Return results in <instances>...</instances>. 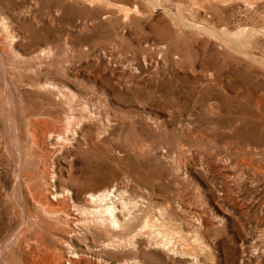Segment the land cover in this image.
I'll use <instances>...</instances> for the list:
<instances>
[{"label":"rangeland","instance_id":"374dc122","mask_svg":"<svg viewBox=\"0 0 264 264\" xmlns=\"http://www.w3.org/2000/svg\"><path fill=\"white\" fill-rule=\"evenodd\" d=\"M0 55V244L29 218L3 264H48L54 249L88 264H264V0H0ZM43 166L72 211L122 187L132 229L80 212L72 235L25 251L43 229Z\"/></svg>","mask_w":264,"mask_h":264},{"label":"bare ground","instance_id":"6f19581e","mask_svg":"<svg viewBox=\"0 0 264 264\" xmlns=\"http://www.w3.org/2000/svg\"><path fill=\"white\" fill-rule=\"evenodd\" d=\"M240 32L237 31L235 34H239ZM9 74L10 71L5 63L4 56L0 55V81L6 91H10L11 86L9 83ZM72 94L70 90H59V94L63 97L66 94ZM10 94H12L10 92ZM68 105V104H67ZM72 108V107H71ZM76 116H70L69 119L75 118ZM86 115L84 113H81L79 115L80 119L85 118ZM68 126H60L59 130L57 132L59 133V137L65 138V133ZM9 136H8V142H9V148L11 152L13 153L15 159L18 163V185H17V191H16V198L18 201V204H20V213L23 215L27 214V211L25 209L26 207V200L23 193L18 190L19 186H22L20 183L22 177L21 175H26L27 178H29L30 181L33 179V174L30 172L25 173V169L23 166V143L22 138L20 135V129H19V121L17 117L13 116L11 119H9ZM51 137V135H49ZM50 150H47L45 155H49ZM44 156L41 154V157ZM46 162V161H45ZM47 166H48V162ZM38 173L41 174L36 179V192H35V198L36 200V206L39 207V210H37V213L34 217H32V220L39 225L40 223H43L41 232L38 233L36 239L33 241L27 240L25 241V251L30 250L32 253L40 254L42 251L41 249H47V237L52 235V233L55 230H58L63 235L70 236L73 234L72 225H80L86 222V220L83 217L82 213H90L92 215H97V217L101 218H110V220L113 223L121 224L124 228H127L129 230L132 229V224L129 220L128 212L125 211L126 209V190H124L122 187L119 186H113V187H104L99 190L92 189L89 193H87L83 198L79 199L78 197L77 202L75 203V209L77 211H72V208L69 204L66 203V200H60V191L58 188L55 187L56 184L51 185L50 182L46 181L44 182V175L47 173V176L49 175V169H47L45 166L42 168H39ZM52 179L51 181L55 182L56 175L53 173L51 175ZM54 199V200H53ZM26 222H29V218L25 219L24 223H21L20 226L15 230L13 233L9 235V237L4 240L0 244V264L5 263L4 254L10 249L12 244H14L15 240L17 241L19 234L21 233L22 229L25 228ZM121 227V226H120ZM143 234V233H142ZM167 233L165 232V236ZM117 237V236H116ZM77 238V237H76ZM128 238V237H127ZM168 241V240H167ZM167 241L165 239H161V242L165 246L168 245ZM14 242V243H13ZM95 242V241H94ZM35 243L38 245L40 243V247H33V244ZM83 245H81L84 249H91L93 251L98 252H107L108 249H110L112 246H109V243H101V244H94L92 247L87 244L86 242H82ZM130 243V239H128L127 242H124L125 245H128ZM63 244V243H62ZM65 246H70L68 243H64ZM169 246V245H168ZM81 253H84L86 250L79 248ZM118 251V249L116 248ZM24 251V250H23ZM72 253V254H71ZM48 256V264H63V261H65V254L61 250L54 249L53 251H49ZM98 255V254H97ZM115 255H118L115 251ZM72 257V258H71ZM80 258V255L77 254V251L75 252H67L66 261L65 264H72V260L74 262V258ZM189 258V260H193L189 255L186 256ZM126 259V258H123ZM75 264H88L87 261L82 260L81 258L77 261H75Z\"/></svg>","mask_w":264,"mask_h":264}]
</instances>
